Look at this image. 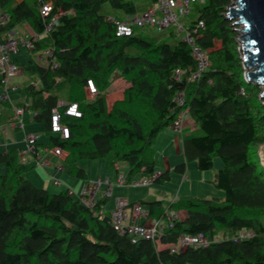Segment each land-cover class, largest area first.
<instances>
[{
    "label": "trees",
    "instance_id": "obj_1",
    "mask_svg": "<svg viewBox=\"0 0 264 264\" xmlns=\"http://www.w3.org/2000/svg\"><path fill=\"white\" fill-rule=\"evenodd\" d=\"M156 1L0 0V12L9 17L2 33L27 24L42 35L45 24L65 12L34 43L27 64L21 66L28 79L19 86L14 106L30 114L24 123L40 124L44 134H50L58 101L77 104L80 117L58 108L68 138L49 135L39 146L66 152V173L85 184L80 160L103 159L110 170L124 163L127 183L137 176L152 179L158 172L156 138L185 111L201 134L183 135L184 162L173 171L183 175L192 162L199 171H209L219 158L222 167L212 184L224 199L178 197L165 207L164 201H138L148 208L149 218L163 220L166 226L154 241L133 244L103 211L106 198L86 207L69 190L51 194L25 177L32 167L18 149H0V264H264V167L252 152L264 144V107L261 87L244 80L237 26L226 18L232 0L195 3V15L184 22L186 30H197L195 45L209 62L195 79H188L198 69L191 48L173 29L135 28L129 37H116L114 25L107 21L114 15L103 12L106 5L118 13L117 20H124ZM47 2L52 10L42 19L40 8ZM152 29L157 35L144 34ZM46 50L52 56L39 60ZM176 70L182 72L179 81ZM116 74L129 86L108 108V88ZM87 80L98 90L93 99L84 89ZM14 118L10 104H3L1 120ZM169 180L170 172L164 171L152 183ZM168 213L176 214L171 226ZM243 232L253 234L241 239ZM198 234L211 241L208 247L171 252L182 235Z\"/></svg>",
    "mask_w": 264,
    "mask_h": 264
},
{
    "label": "built area",
    "instance_id": "obj_2",
    "mask_svg": "<svg viewBox=\"0 0 264 264\" xmlns=\"http://www.w3.org/2000/svg\"><path fill=\"white\" fill-rule=\"evenodd\" d=\"M204 0H157L149 8L141 13H136L132 16L127 17L124 20H117L111 17H107V21L112 23L115 27L116 37H129L133 34L135 28L152 27L158 30H164L167 28H173L177 35L184 34L183 41L188 44L191 48V55L193 60L197 64V71L188 79L198 78L206 68L209 66L208 58L206 54L195 45L193 34L197 32L196 29L192 33L184 27L179 21L180 16H185L189 14L191 4L193 3H203ZM52 10L51 3H43L40 8V14L42 19H48ZM64 11H59L58 14L53 16L50 21L45 24V29L43 35H31L30 38H25L20 36L14 30L7 33H2L1 28L8 20L7 14H2L0 12V76L1 89H0V117L2 114L3 102H10L9 96V80L13 77H17L22 73L21 67L16 63L14 56H16L21 49H25L29 52L33 51L34 43L41 38V36H46L53 26L56 24L58 18L64 15ZM199 27L203 24L200 22ZM42 56H52L51 50H46L43 52ZM56 66V63H53ZM182 72L180 70L175 71V79L181 80ZM85 87L88 94L94 97L98 94V90L91 80H87ZM15 87H12V91ZM177 103L181 105L183 103L182 96L177 98ZM58 108H64V114L67 116L80 117L81 112L78 109L77 104L58 102L57 107L52 110L51 115V133L59 137L60 139H67L69 136V129L67 126L61 123V114ZM13 112L15 114V120L11 122V127L23 128L24 121L22 116L24 114L23 108L13 107ZM186 117V112L183 111L179 114L177 119L173 122L171 129L175 133H182L183 118ZM25 152L32 156L34 160V166L39 168L48 167L50 165V156L57 158H63L64 151L59 147H40L39 146V135L35 133H29L25 135ZM56 172H62L64 170L63 166L56 165ZM159 173L157 172L153 178L157 177ZM54 186H61V182L53 176L47 175ZM152 179L142 180L141 182H133L131 185L134 187L147 186L152 183ZM105 186L103 190V197L109 198L112 194L114 186H125L127 185V180L124 175H119L116 181L112 183L108 179L98 180L93 183L84 184L78 199L86 207H92L96 200V195L98 194L100 188ZM176 218V214L168 213V225L171 226L173 220ZM111 222L114 229L120 235H127L131 243L135 244L139 240L154 241L163 234V230L166 226L163 220L156 218H149V211L144 205L140 203H127L123 200H118L114 210L111 213ZM244 236H243V235ZM246 233L240 234L241 239L248 238L250 236H245ZM211 241L198 234L195 236L182 235L176 245L171 248V252L182 251L186 247L195 248H206L210 245Z\"/></svg>",
    "mask_w": 264,
    "mask_h": 264
},
{
    "label": "rangeland",
    "instance_id": "obj_3",
    "mask_svg": "<svg viewBox=\"0 0 264 264\" xmlns=\"http://www.w3.org/2000/svg\"><path fill=\"white\" fill-rule=\"evenodd\" d=\"M138 1V0H137ZM234 2V0H232V3ZM196 4L193 3L191 4L190 7V12L189 14L185 15V16H180L179 17V21L180 23H182L184 25V22L188 19L191 18L195 15V8H196ZM103 12L110 14V15H118V13L113 12L108 6H104L103 7ZM121 15V14H119ZM114 16H108L111 17L113 19H116ZM242 27L237 26V29L240 30ZM173 28H167L165 29L163 32H167L168 30H172ZM237 30V31H238ZM145 35H149V36H155L157 35V31L154 29H152L150 32H145ZM184 36V34L178 35V39H182ZM240 36L241 34L238 32V37H237V42H238V48L240 46ZM170 42V41H169ZM30 55L27 54L26 51L22 50V52L17 56L19 63L22 65L27 64L28 60H29ZM244 76V75H243ZM28 79V77L25 75V73H23L20 77H13L9 80V87H11L12 85H22L23 83L26 82V80ZM129 86V84L124 81L123 79L119 78L116 75L113 76V81L110 85V87L108 88V95H111L112 93H115L116 97H106V103L108 108H110V106L113 104V102L115 101H119L123 98V91L124 89H126ZM261 87V93L259 95V99H260V103L261 105L264 107V87L261 85H258ZM263 93V94H262ZM262 95V97H261ZM94 97H90L89 99H93ZM182 126L183 128L186 130L187 134L192 133L193 135H199L201 134V131L199 130L198 125L187 116L183 118L182 121ZM29 129L27 130H31L32 132L30 133H42L43 131L41 129H39L38 127H35V125H30L28 126ZM183 132V131H182ZM29 134V133H27ZM178 134V133H177ZM180 134V133H179ZM182 134V133H181ZM178 136V135H177ZM44 137V134H43ZM18 138L21 139V134L18 135ZM162 142L158 144V142L156 143V145H154V150L156 152V159L158 161V168L157 170H163V172L165 171V164L163 161L164 156L161 155L159 148H164V150L166 149V144H169V149H167L169 155H171V157L174 158H178V156H182L181 152L178 155L176 153V148L174 146L173 143H171V137H162ZM22 142V141H21ZM173 142V141H172ZM260 147L261 145L257 146L252 152H253V157L255 160L259 161V163L261 164L262 162V157H261V151H260ZM65 157L67 156L66 152H64ZM178 161V160H177ZM80 165L79 167L84 169L83 166H88L89 168V172L88 175L91 177L89 178V180L87 179L88 183H93V182H97L100 179H104L105 176H115V172L111 173L110 171H107L106 168L104 167L105 164V160L103 159H97V160H80ZM184 162V161H182ZM27 163L30 166V161L27 158ZM181 162H177V164H179ZM189 166L187 167V171H186V179H183V176L181 174H177L174 171L171 172L170 174V180L163 183V184H156V183H151L147 186H139V187H134L131 184L133 182H141L142 179L140 177H135L128 185H125L123 187L120 188H115L113 191V199H110V203L114 202L115 199H125L129 202H137V201H144V202H151V201H164V207L166 206L167 203L173 201L176 197V195H178L179 198H183V197H193V198H199V199H218V200H223L224 199V193L218 189H216L214 187V185L212 184V180H213V175L216 173V171L218 169H220L222 167V163L220 161L219 158H214V165L213 168L209 171H205V172H201L197 169V165L196 163L192 162V164L188 163ZM187 164V165H188ZM63 167H64V171L61 173H47L49 176H53L55 177L57 180H60V182H62V186L57 187L54 186L51 182V180L47 177L45 172H42L41 169H37L38 167L34 166V168L32 167V169L29 170V172L25 175L26 178H35L37 179V177L39 178V180H41V182L39 181L38 183H42V179L43 181L46 182V185H44L45 190H47L49 193L51 194H57L59 192L65 191L66 190V183L63 181L62 177H57L56 174H65L66 176H69L66 173L67 170V166L66 164L63 163ZM2 168V167H1ZM3 170V168H2ZM128 171L127 166L124 163L119 164V168H118V172L119 174H122L124 176H126ZM66 176H63V178H66ZM71 177V176H69ZM73 179H76L74 177H71ZM183 179V181H181ZM78 180V179H76ZM38 181V180H37ZM83 188V187H82ZM82 189L80 190V192L78 193L79 196L81 193ZM76 196H74L76 198ZM178 215L180 218H184L185 217V213L184 212H178ZM253 233L250 232H246L247 236H252ZM243 235V234H242ZM245 235V236H246ZM244 236V235H243Z\"/></svg>",
    "mask_w": 264,
    "mask_h": 264
},
{
    "label": "crops",
    "instance_id": "obj_4",
    "mask_svg": "<svg viewBox=\"0 0 264 264\" xmlns=\"http://www.w3.org/2000/svg\"><path fill=\"white\" fill-rule=\"evenodd\" d=\"M21 1H23V0H16V2H21ZM13 30L15 32H17L20 36L25 37V38H30L31 35H36V33L32 30V28L29 25H27V24H24L21 28H18V29L16 28V29H13ZM43 37L44 36H41V38H43ZM22 50L26 51L27 54H29V55L31 53V52H29V51H27L25 49H21L19 51V53L16 56H14V59H15L16 63L20 67H21V64L19 63V60H18L17 56L22 52ZM43 57L44 56L40 55L39 56V60H42ZM22 74L23 73H21L17 77H20ZM19 86H21V85H12L10 87V89H9V96H10V100L11 101L10 102H3L1 104V106L3 104H5V103H8L12 107V111H13V107H15L14 106V103L16 102V100H18ZM12 87H15V90L14 91H12ZM84 89H85V92L87 93V96L90 98L91 96L88 94L86 87H84ZM115 95H116L115 93H112L107 98L114 97ZM58 102H66V101L65 100H59ZM29 118H30V114L24 112V114L22 116L23 121H26ZM14 120H15V118L13 120L11 119L8 122H6V121H2L1 120V117H0V149L2 151H6V150H9V149H13V148L18 149L20 151V157L22 158V160L27 163V158H28L29 161H30V163H29L30 166L31 167H34V160H33L32 156L30 154H28V153H24L25 152V141H24L25 140V135L27 133L32 132L31 130H27V129H29L28 126H30L32 124L35 125V127H38L39 129H41L42 131H43V128H42V126L40 124H34V123H24L23 128L11 127L10 124ZM184 131L186 132V130L183 128V132ZM183 132H182V134H177L171 128H168V129L164 130L163 132H161L157 136L154 145H156L157 142H158V144L161 143L162 142V139H163L162 137H169L170 136L171 137V143H173L174 146H175V148H176V153L179 155L180 152H181V155H182V137H183V135H188L187 133H183ZM20 134H21V139L18 138V135H20ZM36 134L39 135V144H46L48 142L49 135H52V136H55L56 137V135H54L52 133H50V134H44V132H43L44 137H43V134L42 133H36ZM169 146H170L169 144H166V149L165 150H164V148H159V150H160L161 155L164 156L163 161H164V164H165V171H169L170 174H171V172L174 170V167L176 165H178L177 162L179 161V162L182 163V161H184V158H183V155L180 156V157L178 156V158L177 157L176 158L171 157V155H169V153L167 151V149H169ZM64 159H65V155L63 156V158H57V157H54V156H50V165L48 167H44V168H39L38 167L37 169H41L42 172H45L46 173V175H48L47 173L50 174V172L53 173V174L54 173H61V172H56L55 167H56V165H60V164L63 166ZM78 164L80 165V162H78ZM190 164H192V163H190ZM188 166H189V164L186 165V171H187V167ZM104 167L106 168L107 171H110L111 173L112 172L113 173L115 172V176L114 177L111 176V175L110 176H105L104 179H100V180H106V179H108L109 181H111L112 183H114L116 181V178L119 175H122V174H119V172H118L119 165H116L115 168H114V170H110V169L107 168V165H106V162H105ZM83 168H84L83 170L85 171V173L87 175V179L89 180V178H91L88 175V173H87V172H89V169H88L89 167L88 166L87 167L86 166H83ZM157 171H158V173L163 172V170H157ZM56 176L57 177H60V178L62 177L63 181L66 183V185H65L66 190H69L73 197L76 196V195H78V193L80 192V190L82 189V187L85 184L84 181H82L80 179L76 180L77 178L76 179H73V178H71L69 176H66L65 174H63V175L62 174H56ZM63 176H66V178H63ZM182 176H183V179H186L187 178L186 173L183 174ZM27 179L30 180L35 186H37L39 188H44V185H46V182L43 181V179H42V183H38L39 181L41 182V180H39L38 177H37V179H35V178H27ZM183 179L181 181H183ZM61 184H62V182H61ZM128 184H130V183L128 182L127 185ZM121 187H123V186H121ZM115 188H120V187L119 186H114L113 187L111 196L109 198H106L107 199V203H106V205L104 207V210H103L104 212H107V213H110L111 214L112 211L114 210V208H115L116 203H117L118 200H123V201H125L127 203H138V201L137 202H129V201L125 200V199H119V198L118 199H115L114 202L110 203L111 202L110 199H113L114 198L113 191H114ZM104 189H105V186L103 185L100 188L98 194L96 195V201L97 200H100L101 198H103V194L102 193H103V190ZM76 198H78V196H76ZM175 198H178V195H176ZM144 207H146V206H144Z\"/></svg>",
    "mask_w": 264,
    "mask_h": 264
},
{
    "label": "water",
    "instance_id": "obj_5",
    "mask_svg": "<svg viewBox=\"0 0 264 264\" xmlns=\"http://www.w3.org/2000/svg\"><path fill=\"white\" fill-rule=\"evenodd\" d=\"M226 18L242 27L237 29L241 34L238 52L245 82L264 87V0H234L226 8ZM260 151L264 167V144Z\"/></svg>",
    "mask_w": 264,
    "mask_h": 264
}]
</instances>
